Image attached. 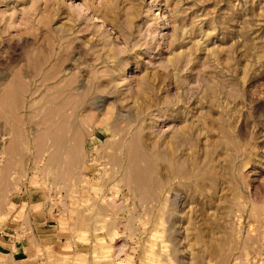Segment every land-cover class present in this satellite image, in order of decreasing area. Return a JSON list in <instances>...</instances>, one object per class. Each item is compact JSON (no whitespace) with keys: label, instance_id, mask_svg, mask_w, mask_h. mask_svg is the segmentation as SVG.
Masks as SVG:
<instances>
[{"label":"rangeland","instance_id":"obj_1","mask_svg":"<svg viewBox=\"0 0 264 264\" xmlns=\"http://www.w3.org/2000/svg\"><path fill=\"white\" fill-rule=\"evenodd\" d=\"M0 264H264V0H0Z\"/></svg>","mask_w":264,"mask_h":264},{"label":"crops","instance_id":"obj_2","mask_svg":"<svg viewBox=\"0 0 264 264\" xmlns=\"http://www.w3.org/2000/svg\"><path fill=\"white\" fill-rule=\"evenodd\" d=\"M5 237H4V242H1L3 245H6V244H8V242H11L13 239V237H14V234L12 233V232H8V233H5Z\"/></svg>","mask_w":264,"mask_h":264},{"label":"bare ground","instance_id":"obj_3","mask_svg":"<svg viewBox=\"0 0 264 264\" xmlns=\"http://www.w3.org/2000/svg\"><path fill=\"white\" fill-rule=\"evenodd\" d=\"M53 51V50H52ZM62 61V60H61ZM42 65V64H41ZM39 69H41V68H39ZM17 73V72H16ZM20 81V80H19ZM17 84H18V82H17ZM18 86V85H17ZM22 86V85H21ZM19 87V86H18ZM20 89H22V88H20ZM13 90V89H12ZM6 91V90H5ZM15 92V91H14ZM6 95H7V93H6ZM16 100H17V98H16ZM9 102V101H8ZM8 104V103H7ZM9 104H11V103H9ZM8 104V105H9ZM4 106V105H3ZM10 108V107H9ZM8 109V108H7ZM11 109V108H10ZM14 119H16V118H14Z\"/></svg>","mask_w":264,"mask_h":264}]
</instances>
